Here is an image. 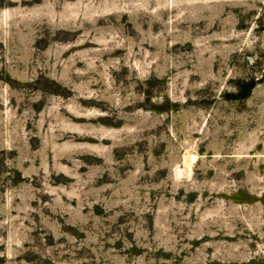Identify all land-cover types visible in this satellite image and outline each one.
Masks as SVG:
<instances>
[{"label":"rangeland","instance_id":"374dc122","mask_svg":"<svg viewBox=\"0 0 264 264\" xmlns=\"http://www.w3.org/2000/svg\"><path fill=\"white\" fill-rule=\"evenodd\" d=\"M0 264H264V0H0Z\"/></svg>","mask_w":264,"mask_h":264},{"label":"bare ground","instance_id":"6f19581e","mask_svg":"<svg viewBox=\"0 0 264 264\" xmlns=\"http://www.w3.org/2000/svg\"><path fill=\"white\" fill-rule=\"evenodd\" d=\"M183 160H184V163H183L182 170L176 171L177 176H180L182 174L187 175L189 173L191 165L195 160V156L191 153H187V155L183 157Z\"/></svg>","mask_w":264,"mask_h":264}]
</instances>
